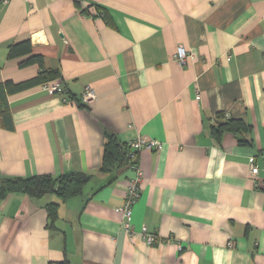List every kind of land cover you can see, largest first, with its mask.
Instances as JSON below:
<instances>
[{
	"label": "crops",
	"instance_id": "crops-1",
	"mask_svg": "<svg viewBox=\"0 0 264 264\" xmlns=\"http://www.w3.org/2000/svg\"><path fill=\"white\" fill-rule=\"evenodd\" d=\"M27 40L59 76L6 93L13 129L0 119V176L92 178L66 202L14 193L0 203V264H264V0L0 1V85L39 76L21 66L29 56L9 57ZM179 46L194 56L186 65ZM219 114L249 130L218 139ZM106 132L162 149L103 173ZM135 166L129 236L116 209ZM50 203H60L52 228Z\"/></svg>",
	"mask_w": 264,
	"mask_h": 264
},
{
	"label": "trees",
	"instance_id": "trees-1",
	"mask_svg": "<svg viewBox=\"0 0 264 264\" xmlns=\"http://www.w3.org/2000/svg\"><path fill=\"white\" fill-rule=\"evenodd\" d=\"M23 56H29V58L22 62L21 66L37 64L41 68V72L37 78L26 83L14 85L8 82L0 85V119L9 129H13V127L6 93L13 94L30 87L42 85L59 76L58 72H47L43 57L33 54L30 40L13 45L10 48L9 57L11 59ZM218 118L222 122L215 125L213 129V133L218 139L224 134H242L249 130L247 123L242 119H227L224 117V114H219ZM105 137L106 141L103 149L101 172L110 173L135 164L134 158L137 153L131 152L129 146L121 143L115 134L106 132ZM91 178L92 176L87 173H70L57 178L50 175L29 178L0 176V203L14 193H23L31 199H41L47 195H56L61 202H66L82 195ZM59 207L60 203H50L46 207L50 222L49 227L51 228L55 227V223L59 218ZM51 264H68V262Z\"/></svg>",
	"mask_w": 264,
	"mask_h": 264
},
{
	"label": "built area",
	"instance_id": "built-area-1",
	"mask_svg": "<svg viewBox=\"0 0 264 264\" xmlns=\"http://www.w3.org/2000/svg\"><path fill=\"white\" fill-rule=\"evenodd\" d=\"M0 1L3 4H8L10 0H0ZM96 17H102V15L100 13H97ZM193 57L194 56L190 52H188L184 47L179 46L177 48L175 59L179 64L186 65L187 60ZM43 89L50 95H54L56 93L61 92L59 86L57 85L55 86L45 85L43 86ZM96 98H97V94L95 90L92 87L87 86L84 89V93L82 95L81 101L85 105H90L96 100ZM128 146L133 151V153H137L142 149H152L156 151H160L162 149V145L160 142L143 137H137L135 140L131 141L128 144ZM135 169H136V176L129 183V187L124 199V203L122 206L116 209V213L121 218V225L129 236L136 235V232L133 231L132 229L133 208L141 197V190L143 184L142 171L136 166ZM250 171H251V176L253 177H256L259 173V168L255 164L254 159H251ZM141 234L144 236L145 240L149 245H152L154 242H156V235L148 233L146 227L142 228ZM229 246L232 247L233 242H230Z\"/></svg>",
	"mask_w": 264,
	"mask_h": 264
}]
</instances>
